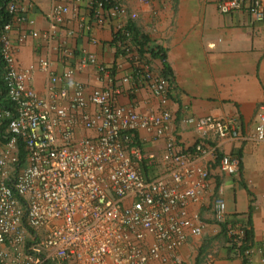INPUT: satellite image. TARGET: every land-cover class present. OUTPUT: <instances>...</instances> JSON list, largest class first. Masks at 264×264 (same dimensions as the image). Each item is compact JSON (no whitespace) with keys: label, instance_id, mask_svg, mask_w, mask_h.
<instances>
[{"label":"crops","instance_id":"0c3cea01","mask_svg":"<svg viewBox=\"0 0 264 264\" xmlns=\"http://www.w3.org/2000/svg\"><path fill=\"white\" fill-rule=\"evenodd\" d=\"M97 1L12 0L26 17L7 34L14 67H32L28 86L61 108L66 101L59 93L72 94L78 83L86 100L93 90L119 85L114 105L144 116L167 110L163 133L142 130L134 135L142 155L138 170L146 179L171 185L169 173L176 167L164 155L173 139L174 152L188 156V167L204 168L209 175L182 209L200 234L184 228V239L173 249L162 247V256L182 264H264V143L253 140L257 111L264 105V21L251 24L243 11L221 13L217 4L223 0H104L103 8ZM57 4L68 11L50 33L48 15ZM116 6L126 14L112 16ZM120 40L129 47L127 55L113 52ZM88 55L95 63L87 62ZM160 55L171 77L164 105L145 87L121 83L136 70L162 75ZM68 70L73 71L71 79L52 83ZM96 111L88 102L70 112L74 136L93 133L81 121ZM204 118L235 121L237 137L220 139L210 132L204 145L218 156L238 157L237 175H228L207 155L194 154L201 141L195 124ZM218 199L225 205L221 221L214 211ZM179 211L174 209L169 218L179 219Z\"/></svg>","mask_w":264,"mask_h":264},{"label":"built area","instance_id":"2783aa9c","mask_svg":"<svg viewBox=\"0 0 264 264\" xmlns=\"http://www.w3.org/2000/svg\"><path fill=\"white\" fill-rule=\"evenodd\" d=\"M96 3L103 8L104 0ZM217 7L224 14L243 11L251 24L264 21V0H223ZM5 9L10 19L0 25V80L5 89L0 103V264H182L162 256L161 249L178 246L184 228L200 234L201 228L194 227L182 209L196 197L209 172L190 169L188 156L174 152L173 139L164 155L176 167L169 173L171 185L144 178L136 165L142 155L135 133H163L170 113L144 116L114 105L119 85L93 90L86 100L75 83L72 94L59 93L66 101L62 108L40 97L28 86L32 67H14L7 38L15 23L25 21V14L15 2ZM67 11L60 4L52 7L50 33ZM125 14L118 6L111 9L112 16ZM96 21L103 23L100 17ZM128 49L120 40L113 52L127 55ZM87 62L93 64L95 58L88 55ZM41 66L45 69L47 62ZM72 75L65 71L52 83ZM170 80L169 75L154 76L144 69L121 83L145 87L164 105ZM88 102L97 111L81 122L93 133L76 137L70 112L84 109ZM195 128L201 141L194 154L207 155L228 175H237L238 157L218 156L204 145L210 132L220 139L237 137L235 121L204 118ZM253 140L264 143V105L257 111ZM214 206L215 218L221 221L224 202L218 199ZM176 208L179 219L169 218Z\"/></svg>","mask_w":264,"mask_h":264},{"label":"trees","instance_id":"16d2710c","mask_svg":"<svg viewBox=\"0 0 264 264\" xmlns=\"http://www.w3.org/2000/svg\"><path fill=\"white\" fill-rule=\"evenodd\" d=\"M10 2H12V0H0V25H3L4 23H6L7 21H9V19H10V16H9V14L7 13V11H6V9H5V6H6L8 3H10ZM102 2H103V1H102ZM131 25H132V24H129V25L127 26V32H130L129 26L132 27ZM125 38H126V37H125ZM125 38H124V39H125ZM143 38H144V37H142V39H143ZM144 39H145L144 41H146V38H144ZM135 42L137 43V41H135ZM158 52H159V50H157L156 53L151 52V55H152V56L154 55V57H155L156 54H158ZM159 58H160V60L162 61L163 66H164V69H163L162 75H163V76H166V75H169V76H170V72H169L168 66L164 64V63H165V58H164V56H163V55H160ZM0 69H1V68H0ZM4 93H5V89L3 88V85H2L1 80H0V103H1L2 100H3Z\"/></svg>","mask_w":264,"mask_h":264}]
</instances>
